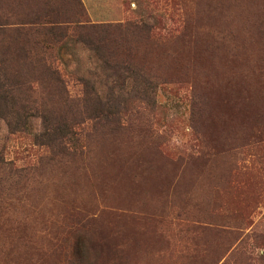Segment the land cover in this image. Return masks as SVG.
<instances>
[{
  "label": "rangeland",
  "instance_id": "rangeland-1",
  "mask_svg": "<svg viewBox=\"0 0 264 264\" xmlns=\"http://www.w3.org/2000/svg\"><path fill=\"white\" fill-rule=\"evenodd\" d=\"M49 22L66 38H15ZM0 28L9 81L71 132L0 118V264H264V0H0Z\"/></svg>",
  "mask_w": 264,
  "mask_h": 264
},
{
  "label": "trees",
  "instance_id": "trees-1",
  "mask_svg": "<svg viewBox=\"0 0 264 264\" xmlns=\"http://www.w3.org/2000/svg\"><path fill=\"white\" fill-rule=\"evenodd\" d=\"M34 20L35 22L32 23L35 25L33 26L43 27V24H37L39 20ZM66 23H75L77 26H80L77 21ZM49 24L52 26L47 30L45 29L44 32H38V30H36L37 27L24 29L22 26L19 30H17L18 35L15 38L29 40L31 36L37 35L43 37V40H46V37H49V40L55 43L66 38L68 24H63V22H49ZM80 29L84 30L86 28H82L80 26ZM42 41L35 40L33 44L34 48L37 49L38 47H41ZM22 51L24 53V64L28 62L33 70L38 71L37 77L35 76L34 72L28 74L30 81L37 82L35 85H38V87L42 86L44 92L45 90L49 89L47 86L43 85L45 82L54 83L57 86L61 84L57 70L46 62L45 57L38 56V54L31 55L30 53L28 55L25 48H22ZM7 57L8 56L5 55L0 60V118L7 122L12 131H21L24 126H26L27 120L34 117V115H30L34 110V114L40 116L42 120V126L45 129L44 133L39 136V138L42 140L41 142H43L42 146L49 147L55 140L59 141L60 143L69 141L66 136L67 134H71V132L69 130L70 126L66 123V120L55 118L56 114H54V111L51 108L44 112L43 106L37 107L39 105H36L30 101V99L35 96L38 88L35 89L32 85L26 86L25 84H22V82L19 81L22 74L16 75V83L14 81H9V75L7 73L9 66L8 60L13 61V58ZM91 94V97L93 98L92 100L95 101L97 107V109L94 111L96 115L93 116V119H103L107 117L110 112H105L103 109H101L102 100L98 93L96 91H92ZM85 101L88 102L91 101V99L86 97ZM49 116H52L51 118L57 119L58 121L50 122L53 121V119H50ZM84 123L85 122H79L77 124L80 126ZM8 165L9 164L6 163L5 156L0 153V181L5 180L6 177L10 180L13 178V171L15 169L13 167H8ZM3 177H5V179H2Z\"/></svg>",
  "mask_w": 264,
  "mask_h": 264
}]
</instances>
